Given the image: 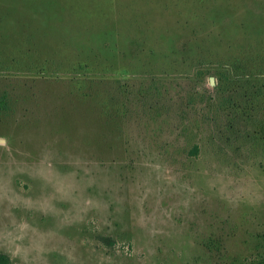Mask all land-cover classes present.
I'll return each instance as SVG.
<instances>
[{"label": "rangeland", "instance_id": "rangeland-1", "mask_svg": "<svg viewBox=\"0 0 264 264\" xmlns=\"http://www.w3.org/2000/svg\"><path fill=\"white\" fill-rule=\"evenodd\" d=\"M0 254L264 264V0H0Z\"/></svg>", "mask_w": 264, "mask_h": 264}, {"label": "trees", "instance_id": "trees-1", "mask_svg": "<svg viewBox=\"0 0 264 264\" xmlns=\"http://www.w3.org/2000/svg\"><path fill=\"white\" fill-rule=\"evenodd\" d=\"M9 257L4 255V254H0V264H9Z\"/></svg>", "mask_w": 264, "mask_h": 264}, {"label": "water", "instance_id": "water-1", "mask_svg": "<svg viewBox=\"0 0 264 264\" xmlns=\"http://www.w3.org/2000/svg\"><path fill=\"white\" fill-rule=\"evenodd\" d=\"M210 81H211V83L212 84H214L215 82H214V78L213 77H210Z\"/></svg>", "mask_w": 264, "mask_h": 264}]
</instances>
